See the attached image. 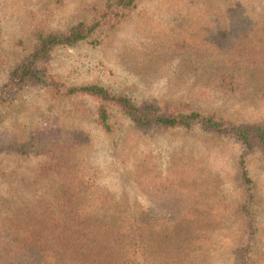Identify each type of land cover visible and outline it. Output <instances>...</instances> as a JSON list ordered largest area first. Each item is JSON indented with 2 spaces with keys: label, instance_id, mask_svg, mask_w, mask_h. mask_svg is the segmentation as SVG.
I'll list each match as a JSON object with an SVG mask.
<instances>
[{
  "label": "rangeland",
  "instance_id": "374dc122",
  "mask_svg": "<svg viewBox=\"0 0 264 264\" xmlns=\"http://www.w3.org/2000/svg\"><path fill=\"white\" fill-rule=\"evenodd\" d=\"M107 1L0 0V86L39 30L66 31ZM237 9L259 22L262 39L213 54L207 40L227 30ZM263 52L264 0H138L105 34L56 50L46 66L71 86L264 127L262 86L231 98L202 88L218 57L257 54L241 65L264 79ZM54 94L31 88L2 110L0 139L39 131L42 145L27 155L0 150V264H120L127 244L149 247L138 264H239L246 250L264 264V150L201 127L144 134L114 103ZM101 107L112 132L101 125ZM56 128L62 139L50 136ZM58 219L62 234H48Z\"/></svg>",
  "mask_w": 264,
  "mask_h": 264
},
{
  "label": "trees",
  "instance_id": "16d2710c",
  "mask_svg": "<svg viewBox=\"0 0 264 264\" xmlns=\"http://www.w3.org/2000/svg\"><path fill=\"white\" fill-rule=\"evenodd\" d=\"M138 0H108L104 9L96 14L91 20L80 21L66 31L47 32L39 30L35 34V45L18 63L11 69L6 83L0 86V120L2 110L5 106L16 101L20 95L28 89L37 87H51L54 99L57 101L67 98L89 97L101 103H114L118 105L128 117L133 126L141 133L148 134L156 130H192L201 127L207 132L231 137L245 150L251 151L256 146L264 150V127L263 126H234L229 125L223 119L213 114H206L202 111H172L170 107H164L158 102L146 101L135 103L131 99L113 96L106 88L96 85L74 86L63 83L62 80L47 68V62L53 53L60 48H72L92 38H99L117 23L125 19L137 8ZM229 26L227 30L218 31L207 40V47L212 49L213 54L229 52L235 48L239 40H253L255 43L262 39L258 33L259 22L248 16L241 9L228 13ZM229 47V48H228ZM228 49V50H227ZM257 54H244L242 57L223 59L213 62L211 70L206 77L205 90L212 89L221 93L224 97H246L251 94L254 88L262 86L260 100L264 102V79L248 67H242V63H248ZM264 62V52L262 53ZM256 63V62H254ZM98 115L103 129L112 132L110 113L108 109L101 107ZM40 132L37 131L28 140L22 141L18 136L11 140L0 139V150L13 151L17 154L27 155L42 145ZM61 129L50 131V136L62 139ZM83 135V134H81ZM240 179L243 187L251 189L252 180L244 164H241ZM88 186L86 180L80 182ZM248 199V198H247ZM246 199V201H247ZM57 228H45L50 235H60L63 232L65 223L58 219ZM106 227L105 229H107ZM121 247V246H120ZM137 247V246H136ZM147 246L140 244L137 250L127 244L121 248L123 257L120 264H138L137 257L140 251L144 256L148 253ZM255 252L245 251L239 256V264H259ZM148 260V257L146 258Z\"/></svg>",
  "mask_w": 264,
  "mask_h": 264
}]
</instances>
